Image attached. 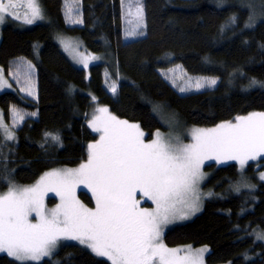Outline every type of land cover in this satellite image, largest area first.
Here are the masks:
<instances>
[{
  "label": "trees",
  "instance_id": "trees-1",
  "mask_svg": "<svg viewBox=\"0 0 264 264\" xmlns=\"http://www.w3.org/2000/svg\"><path fill=\"white\" fill-rule=\"evenodd\" d=\"M69 1L77 0H39L43 22L20 26L7 20L1 28L0 68L11 84L15 86L12 73L21 57L35 65V100L16 89L0 94L6 123L13 106L36 113L14 131V144L3 149L16 184L31 185L47 171L73 168L86 159L87 145L97 139L87 125L93 97L111 114L140 124L146 140L157 128L166 130L146 99L174 111L183 126L209 128L264 112V88L249 87L250 79L264 81V19L244 28L250 11L243 6L246 0H223L222 5L220 0H142L146 35L131 41L123 38L121 0H79L81 26L66 23ZM254 3L259 11L261 0ZM233 15L235 24L230 23ZM60 35L78 38L86 51L104 55L105 62L87 72L75 67L56 42ZM176 65L191 77H215L217 85L180 95L160 74ZM107 78L117 84L116 94L108 91ZM45 133H58L62 146L45 144ZM262 169L264 162L258 169L249 164L243 175L255 189L241 187L237 193L232 186L241 174L235 164L206 166L209 176L202 188L212 195L199 215L167 230L164 243L207 246V264H264V242L253 234L264 232V183L255 176ZM6 190L0 180V192ZM79 196L92 206L87 195ZM53 260L109 264L72 243L61 244ZM0 264L17 262L0 255ZM41 264L50 262L47 258Z\"/></svg>",
  "mask_w": 264,
  "mask_h": 264
},
{
  "label": "snow or ice",
  "instance_id": "snow-or-ice-1",
  "mask_svg": "<svg viewBox=\"0 0 264 264\" xmlns=\"http://www.w3.org/2000/svg\"><path fill=\"white\" fill-rule=\"evenodd\" d=\"M243 6L250 10L244 28H254L258 20L264 19V0L259 11L254 0H246ZM121 8L128 25L125 39L145 36L142 0L127 4L121 0ZM65 9L68 22H83L79 0L73 5L66 4ZM9 19L32 25L43 21L45 15L39 0H0V25ZM236 19L233 15L230 23L235 24ZM58 39L65 51L75 48L65 38ZM97 59L96 56L81 57L78 62L87 69L90 60ZM34 72L35 65L21 57L12 75L17 83L23 80L21 92L36 98ZM169 72L172 76L164 74L165 79H171L173 87L181 93L193 87L200 90L217 85L215 77L193 80L180 65ZM177 80L182 83L177 84ZM11 87L0 70V90ZM249 87L264 88V81L250 79ZM110 91L116 94L115 82ZM146 102L167 126V133L157 128L146 141L140 124L122 120L106 107H97L88 120V127L98 139L87 145L86 159L75 168L47 171L32 185L14 182L13 170L3 149L9 147L7 141H14L16 137L0 113V132L5 141L0 146V180L7 185V190L0 192V253H6L17 264H41L45 258L50 264H59L53 256L61 241H75L110 264H204L206 247L169 248L163 240L164 229L201 210L200 186L206 179L203 171L206 161H215L218 165L235 161L241 179L232 186L233 190L239 193L241 187L255 189L243 173L249 161L264 157V112L238 115L211 128H192L187 132L189 142H185L177 132V114L150 99ZM11 115L13 126L24 121V114L15 106ZM48 143L62 146L60 135L45 133V144ZM259 179L264 181V172ZM81 188L91 193L94 207L78 197ZM49 194L58 199L51 208L46 203ZM146 201L151 206H143L142 202ZM253 234L256 240H264V232Z\"/></svg>",
  "mask_w": 264,
  "mask_h": 264
},
{
  "label": "rangeland",
  "instance_id": "rangeland-1",
  "mask_svg": "<svg viewBox=\"0 0 264 264\" xmlns=\"http://www.w3.org/2000/svg\"><path fill=\"white\" fill-rule=\"evenodd\" d=\"M129 2H133V0H125V4H127V3H129ZM75 3H77V1H69V2H67L66 4H68V5H73V4H75ZM121 3V2H120ZM65 4V5H66ZM66 10V9H65ZM65 10H64V14H65ZM121 10H122V8H121ZM21 11L23 12L24 11V9H21ZM7 21V20H6ZM9 21H12V22H14V23H16V24H18V25H20V26H30V25H26V24H23V23H21L20 21H13V20H10L9 19ZM44 21V20H43ZM43 21H37L36 23H34V24H38V23H41V22H43ZM122 21H123V38H124V41H131V40H133V39H135V38H139V37H141V36H139V37H134V38H128V39H125V35H124V33H125V29H126V27H128V25H127V21H126V19H125V17H124V10H122ZM66 23L68 24V25H70V26H81V23L80 24H76V23H70V22H68L67 20H66ZM5 24V23H4ZM3 24V25H4ZM34 24H32V25H34ZM3 25H0V39H1V28H2V26ZM58 37H63V38H65L67 41H69L72 45H74L75 46V48L74 49H69L68 51H65V49H64V47L61 45V43L59 42V39H58ZM57 38H56V42H57V44H58V46L60 47V49H61V51L64 53V55L69 59V61L75 66V67H77V68H79V69H83L85 72H87L88 71V69L91 67V66H93V65H97V64H100V63H103V62H105V56L104 55H102V54H94V53H91V52H88V51H86L85 50V48L83 47V44H82V42L78 39V38H76V37H71V36H67V35H60V36H58ZM92 56H96V57H99V59H97V60H90V63H89V66H88V68L87 69H85L84 67H83V64L82 63H80V62H78L79 61V59L81 58V57H88V58H90V57H92ZM20 64V60H18V62H16V64H15V69H14V72H16L17 71V67H18V65ZM176 66H173V67H171V68H169V69H174ZM169 69L168 70H165V71H160V74L163 76V78L165 79V75L164 74H167L169 77H171L172 76V73H170L169 72ZM0 70H1V68H0ZM24 69H21V71H23ZM179 71L180 70H177V75H179ZM3 76H4V74H3ZM105 77H107V75H105ZM189 77H191V76H189ZM193 78V80H195V78H198V77H192ZM4 79L7 81V83H9V84H11V82L4 76ZM12 80L15 82V86H13L12 84V87L11 88H4L3 90H0V94H2V93H4V92H8V91H14L15 89L16 90H18L19 91V93L20 94H22L23 96H25V97H27V98H30V99H33V100H35V98H33L32 96H28L26 93H24V92H21L20 91V85L23 83V80H21L20 81V83H17V81L12 77ZM168 83H170V85L173 87V84H172V82H171V79H165ZM34 81H35V86H36V80H35V72H34ZM180 83H182L180 80H177V84H180ZM111 82L108 80V78L106 79V87H107V89H108V91H110V86H111ZM215 87V86H214ZM214 87H211V88H209V87H205V88H202V89H200V90H196L194 87L190 90V91H188V92H184V93H181L180 91H179V89L177 88V87H173L175 90H176V92L178 93V94H180V95H185V94H188V93H195V92H199V91H204V90H211L212 88H214ZM111 92V91H110ZM92 101L93 102H95V104H93V107H92V109L89 111V113L87 114V125H88V120L92 117V115L94 114V112H95V109L97 108V107H104V106H101V105H98V104H96V101H95V99H92ZM0 113H2V111H1V109H0ZM23 114H24V120L26 119V118H28V117H34L33 115H31V114H29V113H26V112H22ZM3 114V113H2ZM4 118V117H3ZM5 122V121H4ZM5 124H7L8 125V127H9V129L10 130H12L13 132L22 124V123H18L16 126H13V123H12V115H11V112H10V119H9V122L8 123H6L5 122ZM164 125V124H163ZM165 126V128H166V130L165 131H162V132H165V133H167V131H168V128H167V126L166 125H164ZM192 128H205V127H194V126H183L180 122H179V124H178V127H177V132L179 133V134H181L182 135V137H183V139L185 140V142H189V137L187 136V132L190 130V129H192ZM209 128H211V127H209ZM91 130V129H90ZM92 131V130H91ZM2 133V132H1ZM94 133V132H93ZM96 136H97V139H98V135L96 134V133H94ZM145 140H146V138H145ZM147 141V140H146ZM2 142L3 143H5V141H4V138H3V133H2ZM14 142H15V140L14 141H7V144H14ZM263 162H264V157H260V158H258L257 160H255V161H249L248 162V165L249 164H254V165H256V169H258V168H260L262 165H263ZM228 164H235L236 166H237V168H238V170L240 171V169H239V165L235 162V161H229V162H227L226 164H216V162L215 161H206L205 162V165H204V169H205V167L206 166H208V165H214L215 167H221V166H226V165H228ZM247 165V166H248ZM79 166V165H78ZM78 166H76V167H78ZM246 166V167H247ZM73 168H75V167H73ZM203 169V171L205 172V170ZM246 169V168H245ZM244 172H245V170H244ZM262 172H264V169H262V170H260L259 172H257L256 173V178L258 179V180H260L259 179V177H260V173H262ZM206 173V172H205ZM244 174V173H243ZM208 176H209V174L208 173H206V179L208 178ZM206 179L203 181V183L201 184V186H200V188H201V193H202V195H203V201H202V207H201V210L199 211V212H197L194 216H192V217H190L189 219H187V220H182V221H177V222H175L174 224H171V225H169V226H167L165 229H164V234H165V232L167 231V230H169L170 228H172V227H174V226H176V225H179V224H183V223H187V222H189V221H191L195 216H197V215H199L200 213H201V211H202V208H203V203H204V200L205 199H207L208 198V193L207 192H205L204 190H203V184H204V182L206 181ZM39 180V179H38ZM261 181V180H260ZM261 182H263L264 183V181H261ZM34 184V183H33ZM32 185V184H31ZM81 193H84L85 195H87L88 196V198L91 200V193H89L88 191H87V189H84V188H81V189H78V192H77V195H78V197L81 199V201L84 203V201L82 200V198L79 196ZM91 202H92V206L91 207H94V201H92L91 200ZM46 203H47V206L49 207V208H51V207H54L55 206V204L56 203H58V199L56 198V197H54L52 194H49V196H48V198H47V200H46ZM142 204H143V206H151V202L150 201H146V202H142ZM90 207V206H89ZM260 241H262V242H264V240H260ZM63 243H72V244H77V245H79L77 242H75V241H61V244H63ZM81 246V245H80ZM186 246H191L193 249H201V248H204V247H206L207 249H208V251L204 254V264H207L206 263V256L209 254V248L207 247V246H199V247H194V246H192V245H180V246H175V247H169V248H184V247H186ZM83 247V246H82ZM85 248V247H84ZM85 249H87V248H85ZM88 251H90L89 249H87ZM91 252V251H90ZM93 254V253H92ZM0 255H5V256H7V254L6 253H0ZM94 255V254H93ZM8 257V256H7ZM9 258H11V257H9ZM99 258H101V259H104V260H106V258H102V257H99ZM12 259V258H11ZM45 259H47V258H45ZM107 261V260H106ZM109 264H110V262L109 261H107ZM227 264V263H226Z\"/></svg>",
  "mask_w": 264,
  "mask_h": 264
}]
</instances>
